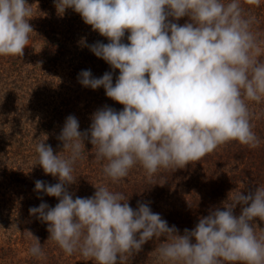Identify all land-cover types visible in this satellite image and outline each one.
<instances>
[{
    "label": "clouds",
    "instance_id": "9594fccd",
    "mask_svg": "<svg viewBox=\"0 0 264 264\" xmlns=\"http://www.w3.org/2000/svg\"><path fill=\"white\" fill-rule=\"evenodd\" d=\"M246 3L260 7L261 0ZM55 7L61 15L72 9L108 39L88 47L119 70L115 83L111 72L95 78L82 70L78 79L93 90L103 87L123 110L98 109L84 132L68 116L57 137L67 156L45 142L36 145V164L59 181L35 182L36 191L58 198L55 207L29 209L47 224L48 240L94 264H123L161 237L156 252L164 264H264V230L258 233L255 223L264 222V186L230 192L182 235L148 203L134 209L107 185L95 186L91 197L68 191L85 139L96 160L106 161L103 174L113 183L137 164L152 176L198 162L228 142L260 146L249 102H264V41L242 0H55ZM183 17L189 22H173ZM31 18L27 0H0V56H23L34 32ZM27 233L34 239L29 254L44 258L38 238Z\"/></svg>",
    "mask_w": 264,
    "mask_h": 264
},
{
    "label": "trees",
    "instance_id": "16d2710c",
    "mask_svg": "<svg viewBox=\"0 0 264 264\" xmlns=\"http://www.w3.org/2000/svg\"><path fill=\"white\" fill-rule=\"evenodd\" d=\"M32 8L27 49L22 57L0 56V264H94L80 254L66 255L49 239L47 224L29 209L47 203L55 207L58 198L35 190L37 180L46 184L58 183V178L45 174L36 164V145L45 142L62 152L63 143L57 137L68 116H75L80 131L90 128L92 115L105 106L116 111L123 105L106 96L103 87L91 89L79 83L82 70H90L95 78L111 72L113 83L119 70H113L102 58L96 57L89 45L108 43V39L93 31L72 9L61 15L55 0H27ZM247 15L255 18L252 30L264 41V0L260 7L242 0ZM171 19V18H170ZM180 25L188 17L173 21ZM128 33L123 38L128 43ZM264 49V44L261 45ZM264 60V55L260 57ZM253 112L254 131L261 139L257 148L236 141L219 146L198 162L184 168L161 169L149 176L140 166H134L129 175L113 183L103 174L106 161H97L95 150L85 139L83 158L74 166L76 183L68 186L75 197H91L95 186L107 185L121 192L134 209L138 202L148 203L171 227L183 234L193 229L209 210L227 201L230 192L264 186V102H249ZM61 155L67 156V150ZM90 182V183H89ZM239 206L236 214H239ZM256 230H264V222L257 219ZM38 238L44 258L29 254L34 239ZM160 240H150L142 250L123 264H164L157 256ZM194 242V241H193Z\"/></svg>",
    "mask_w": 264,
    "mask_h": 264
},
{
    "label": "rangeland",
    "instance_id": "374dc122",
    "mask_svg": "<svg viewBox=\"0 0 264 264\" xmlns=\"http://www.w3.org/2000/svg\"><path fill=\"white\" fill-rule=\"evenodd\" d=\"M30 46V44L28 46L25 47V49H27Z\"/></svg>",
    "mask_w": 264,
    "mask_h": 264
}]
</instances>
